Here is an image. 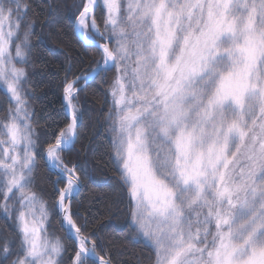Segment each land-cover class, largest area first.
Returning a JSON list of instances; mask_svg holds the SVG:
<instances>
[{"label":"snow or ice","instance_id":"1","mask_svg":"<svg viewBox=\"0 0 264 264\" xmlns=\"http://www.w3.org/2000/svg\"><path fill=\"white\" fill-rule=\"evenodd\" d=\"M48 8L51 18L52 0ZM73 8V35L100 59L66 73L71 118L45 142V163L63 185L50 209L34 190L41 146L25 89L38 14L32 0H0L8 104L0 214L14 233L0 234V264H64V243L46 235L53 212L73 239L71 264H115L87 220L78 223L72 204L84 181L63 160L75 145L79 83L109 73L111 147L147 264H264V0H79Z\"/></svg>","mask_w":264,"mask_h":264},{"label":"trees","instance_id":"2","mask_svg":"<svg viewBox=\"0 0 264 264\" xmlns=\"http://www.w3.org/2000/svg\"><path fill=\"white\" fill-rule=\"evenodd\" d=\"M79 0H52L56 6L49 17V0H32L36 13L35 35L31 39V84L28 85L33 125L40 133V157L36 168L37 183L46 189V199L55 204L57 177L44 160L46 141L55 142V136L70 118L64 107L63 82L66 73H85L100 59L94 48H86L73 35V5ZM98 23L102 24L99 18ZM43 20L47 25L41 27ZM114 73L102 74L87 83L81 81L78 108L80 112L77 139L71 150L63 153L68 166H77L84 181L72 204L79 210L78 223L87 220L89 228L100 242L110 249L115 264H147L149 248L139 242L133 232L128 212L127 188L120 177L111 147L112 134L108 119L111 97L108 95ZM71 78V77H69ZM60 224V223H59ZM60 231L64 233L61 226ZM63 258L71 264L74 255L73 239H65Z\"/></svg>","mask_w":264,"mask_h":264},{"label":"rangeland","instance_id":"3","mask_svg":"<svg viewBox=\"0 0 264 264\" xmlns=\"http://www.w3.org/2000/svg\"><path fill=\"white\" fill-rule=\"evenodd\" d=\"M27 71L29 73V79L31 81V78H32V70L29 67L27 69ZM25 89H26V92L28 93V85H25ZM7 109H8V104L6 102V98H5V96L2 93H0V121H3V120H5L7 118V116H8ZM33 128L35 129V132L38 135V143L40 145V142H39V140H40V133L35 128L34 125H33ZM40 150H41V147L39 148V151ZM35 173H36V171H35ZM34 190L37 191L39 194H42L43 199L47 201V205H48V207L50 209L54 208V205L55 204L50 203L46 199V197H45L46 196V189H45V187L42 184L37 183L36 176H35V189ZM6 223L7 222L3 219L2 214H0V234H7L9 238H14V233H12L11 231H8L6 233V231H5V229H6ZM59 223H60L59 222V217L53 212V214L50 215V217L48 219V222L45 224V228L47 229L46 235H47V238L49 240H55L56 238H59L64 243V245H65V239H66V237L68 235H66L65 232L63 233V232L60 231V227L59 226H61V225ZM65 248H66V246H65ZM64 264H66L65 263V260H64Z\"/></svg>","mask_w":264,"mask_h":264},{"label":"water","instance_id":"4","mask_svg":"<svg viewBox=\"0 0 264 264\" xmlns=\"http://www.w3.org/2000/svg\"><path fill=\"white\" fill-rule=\"evenodd\" d=\"M64 107H65V110H66V112H67V114H68V116H69V118H71V114L69 113V111H68V109H67V106H66V101L64 100ZM76 139H77V135H76ZM75 142H76V140H75ZM44 160H45V158H44ZM47 165V164H46ZM47 167H48V169L50 170V167L47 165ZM51 171V170H50ZM53 172V171H52Z\"/></svg>","mask_w":264,"mask_h":264},{"label":"bare ground","instance_id":"5","mask_svg":"<svg viewBox=\"0 0 264 264\" xmlns=\"http://www.w3.org/2000/svg\"><path fill=\"white\" fill-rule=\"evenodd\" d=\"M69 111V110H68ZM70 113V112H69Z\"/></svg>","mask_w":264,"mask_h":264}]
</instances>
